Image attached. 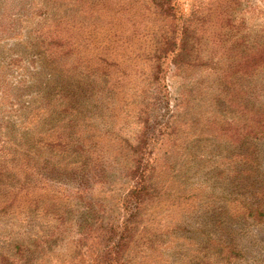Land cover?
Wrapping results in <instances>:
<instances>
[{
    "label": "rangeland",
    "instance_id": "374dc122",
    "mask_svg": "<svg viewBox=\"0 0 264 264\" xmlns=\"http://www.w3.org/2000/svg\"><path fill=\"white\" fill-rule=\"evenodd\" d=\"M157 2L0 0V161L22 138L50 159L49 133L39 123L58 98H42L58 83L69 85L106 156H117L120 138L143 132L155 137V153L171 151L164 158L175 167L162 170L167 194L151 211L157 222L131 246V264H264V217L244 209H264V136L244 127L246 111L264 109V63L255 60L264 51V0H167L169 16ZM183 23L197 34L176 58ZM56 44L63 47L52 59ZM248 60L255 66L245 75ZM58 195L34 193L40 206L31 221L23 213L31 197L17 201L20 215L0 218V247L32 244L17 264L89 261L86 247L77 256L73 222L60 224L47 209L53 203L73 218ZM219 241L241 257L226 261L214 249Z\"/></svg>",
    "mask_w": 264,
    "mask_h": 264
},
{
    "label": "trees",
    "instance_id": "16d2710c",
    "mask_svg": "<svg viewBox=\"0 0 264 264\" xmlns=\"http://www.w3.org/2000/svg\"><path fill=\"white\" fill-rule=\"evenodd\" d=\"M166 1L158 0L156 6L161 14L169 16L171 8ZM180 29L183 38L181 52L176 58L184 57V53L189 51L187 46L193 39V33L194 37L197 34L196 28L193 30L187 23H183ZM56 45V51H48L52 59L58 58V48L63 47L62 44ZM162 54H165L164 50ZM155 57L157 62L161 59L158 55ZM176 58L174 65L179 70L183 69L179 61L176 63ZM255 60L257 64L264 63L263 50ZM249 62L246 61L243 67L245 75L254 70L255 64ZM69 91V85L58 83L44 91L42 98L45 102H49L52 96L58 98L53 105L54 113H49L39 123L40 127L46 128L44 133H49L50 141L44 147L50 159L35 154V146L28 145L25 138L20 141H24L22 148L20 142L13 141L9 150H3L5 155L0 161V218L20 215L16 208L17 201L31 197L23 213H30L25 220L35 219L40 205L33 194L51 190L57 199H61L58 194L67 199L64 206L66 211L73 209L75 213L71 220H67L64 215L68 213L58 209V205L52 203L46 206L51 210L53 219L60 224L65 221L75 225L76 232L72 239L75 249L79 251L77 256L79 249L86 247L85 254L89 256L87 264H131L128 254L131 246L144 233L147 223L155 221L151 211L162 204L167 194L162 170L175 167L174 161L172 164L166 163L168 160L164 158L171 151H166L162 156L155 153L149 142L155 137L143 132L134 139L120 138L119 145L113 146L117 149V156H106L98 148L99 136L85 129L90 117L81 113L77 89L70 95ZM139 113L148 111L142 109ZM245 115L246 134L256 139L263 137L264 109L261 112L246 111ZM261 199L264 200V191L261 192ZM47 209L43 208L44 213L48 212ZM244 209L250 218L264 217V209L260 206L245 205ZM31 246H15V252L0 247V264H17V256L19 259L31 255ZM214 249L226 261L241 257V253L235 252L231 245L220 241L214 245ZM191 264H194V259Z\"/></svg>",
    "mask_w": 264,
    "mask_h": 264
}]
</instances>
